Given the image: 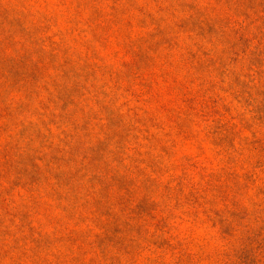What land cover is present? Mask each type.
<instances>
[{"label":"rangeland","instance_id":"rangeland-1","mask_svg":"<svg viewBox=\"0 0 264 264\" xmlns=\"http://www.w3.org/2000/svg\"><path fill=\"white\" fill-rule=\"evenodd\" d=\"M0 264H264V0H0Z\"/></svg>","mask_w":264,"mask_h":264}]
</instances>
